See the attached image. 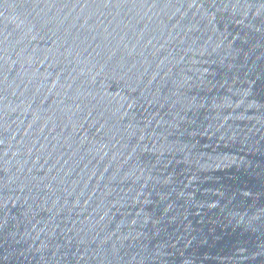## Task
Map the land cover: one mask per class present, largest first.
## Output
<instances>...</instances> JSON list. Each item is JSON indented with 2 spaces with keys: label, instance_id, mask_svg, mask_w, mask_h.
I'll use <instances>...</instances> for the list:
<instances>
[{
  "label": "water",
  "instance_id": "1",
  "mask_svg": "<svg viewBox=\"0 0 264 264\" xmlns=\"http://www.w3.org/2000/svg\"><path fill=\"white\" fill-rule=\"evenodd\" d=\"M0 264H264V0H0Z\"/></svg>",
  "mask_w": 264,
  "mask_h": 264
}]
</instances>
